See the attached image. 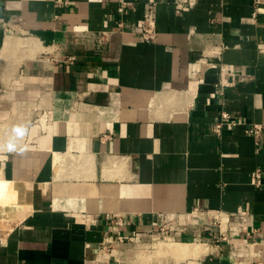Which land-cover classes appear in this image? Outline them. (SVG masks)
<instances>
[{
    "label": "crops",
    "instance_id": "obj_1",
    "mask_svg": "<svg viewBox=\"0 0 264 264\" xmlns=\"http://www.w3.org/2000/svg\"><path fill=\"white\" fill-rule=\"evenodd\" d=\"M162 232L264 264V0H0V264H141Z\"/></svg>",
    "mask_w": 264,
    "mask_h": 264
},
{
    "label": "rangeland",
    "instance_id": "obj_2",
    "mask_svg": "<svg viewBox=\"0 0 264 264\" xmlns=\"http://www.w3.org/2000/svg\"><path fill=\"white\" fill-rule=\"evenodd\" d=\"M171 242H174V241H172L171 239H168L167 234L156 236L154 238V241H152L150 245L146 246L145 250L144 249L141 250V253L139 256L141 264H175L177 263V260H176L177 258H173L175 257V255H171L168 253L158 254V253H154V250H153L154 246L159 243L164 244V243H171ZM193 247L194 246L192 245L189 248H193Z\"/></svg>",
    "mask_w": 264,
    "mask_h": 264
},
{
    "label": "built area",
    "instance_id": "obj_3",
    "mask_svg": "<svg viewBox=\"0 0 264 264\" xmlns=\"http://www.w3.org/2000/svg\"><path fill=\"white\" fill-rule=\"evenodd\" d=\"M148 34V31L146 32ZM149 36V35H148ZM150 38V36H149ZM224 124H230V125H234L233 121L231 120V118L227 115V114H222L220 117V121L216 124L215 126V131L218 132V130L222 127V125ZM263 130L262 126H258V125H254L251 128H247L245 130V133L247 135H254V136H258L261 131ZM166 235V232H162L161 235Z\"/></svg>",
    "mask_w": 264,
    "mask_h": 264
},
{
    "label": "bare ground",
    "instance_id": "obj_4",
    "mask_svg": "<svg viewBox=\"0 0 264 264\" xmlns=\"http://www.w3.org/2000/svg\"><path fill=\"white\" fill-rule=\"evenodd\" d=\"M5 187H6V185H5ZM180 246H181L180 244H176L174 242L164 243V244L159 243V244L154 246L153 250H154V253H158V254L168 253V254L174 255V254H176V250L180 249Z\"/></svg>",
    "mask_w": 264,
    "mask_h": 264
}]
</instances>
